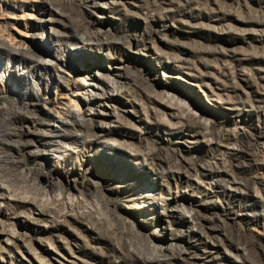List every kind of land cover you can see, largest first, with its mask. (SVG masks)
<instances>
[{
	"label": "rangeland",
	"instance_id": "obj_1",
	"mask_svg": "<svg viewBox=\"0 0 264 264\" xmlns=\"http://www.w3.org/2000/svg\"><path fill=\"white\" fill-rule=\"evenodd\" d=\"M0 109V264H264V0H0Z\"/></svg>",
	"mask_w": 264,
	"mask_h": 264
},
{
	"label": "bare ground",
	"instance_id": "obj_2",
	"mask_svg": "<svg viewBox=\"0 0 264 264\" xmlns=\"http://www.w3.org/2000/svg\"><path fill=\"white\" fill-rule=\"evenodd\" d=\"M102 79V78H101ZM85 84L87 85H90V83L86 82ZM84 98H86L84 96ZM85 105V104H84ZM86 106V105H85ZM99 106V105H98ZM87 108V107H86ZM7 109V108H5ZM4 109V110H5ZM76 109V108H75ZM3 109H0V114L2 116L3 114ZM72 110L73 108L69 107V108H66V111H64L63 113L67 116L69 114L72 113ZM80 111V110H79ZM93 111V110H92ZM10 112V110H9ZM101 113V112H100ZM17 114V113H16ZM4 115V114H3ZM0 118H3L0 117ZM56 122H53V127H50L49 129L47 130H42L41 131V134H42V137L43 139L45 140L44 141V144L45 146H52V145H57V148L56 150H59L61 147H65L66 146V142L65 140H63L64 138H67L69 136V132H70V128L71 126L68 124V121L66 120V117L65 116H60L57 120V118H55ZM86 119V118H85ZM72 123V122H71ZM70 123V124H71ZM79 123H84L82 122V119L79 120L78 118V124ZM11 125V124H10ZM10 125L8 126L5 122H1L0 120V140L4 143H12V138L13 137V131L11 130V127ZM74 128V127H73ZM15 130V129H14ZM16 138V136H15ZM15 140V139H13ZM14 143V142H13ZM18 143V142H17ZM16 144V143H15ZM68 146V145H67ZM65 149V148H64ZM60 159V158H59ZM166 256V255H165ZM164 256V258H165ZM160 257V256H159Z\"/></svg>",
	"mask_w": 264,
	"mask_h": 264
}]
</instances>
